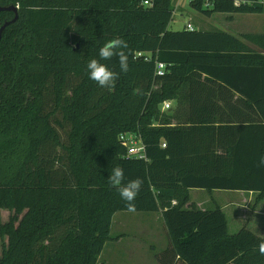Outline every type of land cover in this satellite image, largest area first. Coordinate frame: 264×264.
<instances>
[{"label": "trees", "instance_id": "16d2710c", "mask_svg": "<svg viewBox=\"0 0 264 264\" xmlns=\"http://www.w3.org/2000/svg\"><path fill=\"white\" fill-rule=\"evenodd\" d=\"M246 1L190 8L264 13L259 0ZM0 6L19 16L0 42V212L13 213L0 218V264H103L114 217L129 212L108 182L116 166L124 183L144 181L133 213L161 214L169 245L159 264H264V237L230 235L220 207L202 209L190 196L223 190L264 201V34L242 37L256 52L220 30L171 31L173 0ZM14 18L0 12V29ZM114 38L128 44L129 71L116 57L101 61L120 73L109 90L89 79L87 64ZM156 62L166 64L163 77ZM164 102L174 109L163 112ZM123 134L141 136L148 162L126 156Z\"/></svg>", "mask_w": 264, "mask_h": 264}, {"label": "rangeland", "instance_id": "374dc122", "mask_svg": "<svg viewBox=\"0 0 264 264\" xmlns=\"http://www.w3.org/2000/svg\"><path fill=\"white\" fill-rule=\"evenodd\" d=\"M173 3L176 5L178 2L173 0ZM176 8V14L171 23L174 30H182L191 21L194 27H205L210 25V22H223L225 19L222 16H217L211 18V21L206 20L208 16L191 9L188 2H185L184 6ZM202 21L205 23H201ZM171 109H174L173 102ZM190 196L192 202L197 205L200 204L198 207L202 209L215 210L220 207L228 215L230 221L229 233L232 234H235L244 226L257 229L260 223L255 215L264 213V204L262 202L255 203L256 194L251 196L249 193L237 191L192 190ZM11 216H13L11 212H0L2 223H7ZM158 216L157 213L133 212H122L117 215L112 228V236L116 237V240L106 244L100 262L103 264H157L159 255L168 244L166 229L163 221L157 218ZM234 216L242 221L241 226H239V222H234L237 221L234 220Z\"/></svg>", "mask_w": 264, "mask_h": 264}, {"label": "clouds", "instance_id": "9594fccd", "mask_svg": "<svg viewBox=\"0 0 264 264\" xmlns=\"http://www.w3.org/2000/svg\"><path fill=\"white\" fill-rule=\"evenodd\" d=\"M128 48L127 42L122 38H114L99 49L100 59L93 58L87 64L89 79L96 82L98 86L109 90L114 89L120 73L111 70L105 63L101 61L111 60L114 57L118 59L120 72L127 73L129 71L128 53L124 49ZM257 167H264V155L260 156ZM125 175L124 169L116 166L112 169L108 176L110 186L116 188L119 196L125 202V206L129 212L136 210L135 200L143 186L144 181L141 178L129 180L124 183ZM258 251L260 255H264V240L258 244Z\"/></svg>", "mask_w": 264, "mask_h": 264}, {"label": "crops", "instance_id": "0c3cea01", "mask_svg": "<svg viewBox=\"0 0 264 264\" xmlns=\"http://www.w3.org/2000/svg\"><path fill=\"white\" fill-rule=\"evenodd\" d=\"M259 2L264 4V0H259ZM183 4L185 5V2H182V3H179V4L177 3L175 5V7H177L176 9H178L180 6H184ZM181 13H183V12H181ZM175 14H176V10H175ZM217 16L218 17L222 16V18H225L224 21L223 22H217L216 21L214 23L210 22V25H206L205 27L204 26H197V27L195 26L194 28L196 30H203V31L220 30V31L226 32V33H228V34L240 39L251 50L256 51V52H261L260 48H258L255 44H253L251 42H248L247 40H245L242 37L244 35H247V34H254V35L264 34V13H262V14H213L211 16H208L206 18V20L211 21V18H214V17H217ZM189 23L192 24V21L189 22ZM201 23L204 24L205 22L202 21ZM186 25L184 26L183 29L186 28ZM170 30L171 31H181V30L172 29L171 25H170ZM210 90H221V89H219L218 87L214 86ZM237 98L238 97H236V99ZM249 194H251V196L254 195L253 193H249ZM262 204H264V201L262 202ZM198 205H200V204H198ZM119 214L120 213H117L115 215L114 219ZM157 214L159 215L157 218L159 220H162L161 214L160 213H157ZM225 215H226V213H225ZM255 216L257 217L256 219L259 220V223H260V224H258L259 227L256 229V228H252L250 226H244L243 228H247L250 231L254 232L256 235L264 237V213H261V215H255ZM226 217H227L228 227H229L230 226V221H229L228 215H226ZM234 220H237V221H234V222H239L238 223L239 226H241L243 224L242 221L239 218H237V216H234ZM234 224H236V223H234ZM163 225H164V223H163ZM241 230H239L235 234L239 233ZM235 234L230 233V235H235ZM167 243H168L167 244V246H168L169 245V240L167 241ZM166 248L167 247H165L164 249H166ZM158 263L159 262L157 261V264Z\"/></svg>", "mask_w": 264, "mask_h": 264}, {"label": "built area", "instance_id": "2783aa9c", "mask_svg": "<svg viewBox=\"0 0 264 264\" xmlns=\"http://www.w3.org/2000/svg\"><path fill=\"white\" fill-rule=\"evenodd\" d=\"M179 3L182 2H188L191 3L192 0H175ZM252 2H248L246 0H235L234 4L236 6H241L243 4H251ZM145 6H149L150 3L148 1L144 2ZM210 6L209 0H207V5ZM175 15V14H174ZM186 30L188 31H195L196 29L191 23H188L186 25ZM145 54L138 53L136 56L137 57H143ZM149 57V56H148ZM148 57H145L147 60ZM165 70H166V64L163 62H156V76L157 77H163L165 75ZM171 102H164L162 105V111L167 112L171 109ZM120 142L122 146L126 149V156L129 158H135L138 160H144L146 162L149 161L148 156H147V150L146 146L142 141V138L140 135L137 134H123L120 136ZM163 148L166 147V144L162 145Z\"/></svg>", "mask_w": 264, "mask_h": 264}, {"label": "water", "instance_id": "95a60500", "mask_svg": "<svg viewBox=\"0 0 264 264\" xmlns=\"http://www.w3.org/2000/svg\"><path fill=\"white\" fill-rule=\"evenodd\" d=\"M0 12H13L15 13V18L12 21L6 22L0 29V42L2 40L3 33L7 27L15 23L18 20V7H1Z\"/></svg>", "mask_w": 264, "mask_h": 264}]
</instances>
